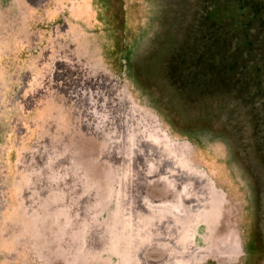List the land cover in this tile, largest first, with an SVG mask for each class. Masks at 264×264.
Masks as SVG:
<instances>
[{"label": "water", "instance_id": "water-1", "mask_svg": "<svg viewBox=\"0 0 264 264\" xmlns=\"http://www.w3.org/2000/svg\"><path fill=\"white\" fill-rule=\"evenodd\" d=\"M88 64L69 70L74 81L66 68L67 81L53 71L52 92L63 99L56 96L46 136L20 165L28 208L2 240L11 248L14 235L30 233L42 264H246V229L236 220L245 203L224 189L220 171L204 166L203 142L158 106L134 104L108 72L92 70L97 62ZM43 94L53 96H30V107Z\"/></svg>", "mask_w": 264, "mask_h": 264}, {"label": "rangeland", "instance_id": "rangeland-1", "mask_svg": "<svg viewBox=\"0 0 264 264\" xmlns=\"http://www.w3.org/2000/svg\"><path fill=\"white\" fill-rule=\"evenodd\" d=\"M88 1L89 9L84 6V0H46L42 6L40 0L36 6H29V10L24 4L26 0H0V86L5 87V106L0 113V264L43 263L37 260L30 246V233L14 235L11 248L10 242L2 239L6 228L20 219V207L21 212H27L28 208L23 197L29 181L26 173L19 170L20 165L26 166L24 162L32 159L36 146L46 136L56 96L63 99L52 92L53 71L62 75L66 68L74 81L77 76L69 70L78 71L90 59L97 62V68L92 70L108 72L134 104L144 109L158 106L177 128L189 131L191 137L203 142V157L199 156L200 150L196 157L201 158L208 171H220L225 180H222L224 189L245 203L236 220L240 228L243 225L246 229L245 238L243 231L241 238L249 249L250 259L246 264H264V166L252 151L251 142H245L244 112L232 108L231 101L221 95L199 96L194 100L184 92L174 71L183 74V83L189 89L208 86L207 61L199 65L192 61L199 58L203 45L208 46L207 38L221 26L207 20V14L215 6L222 9L224 4L218 6L211 0ZM223 13L227 15L228 9ZM64 17L68 27L65 31ZM229 28L234 29L232 25ZM28 40L29 50L18 47ZM216 45L222 50L221 40ZM64 50L67 54L58 58ZM181 59L187 66L176 65ZM57 62L60 67L55 68ZM66 72L62 75L65 81ZM41 91L53 96L43 94L44 99L37 97L30 107L27 100ZM64 115V120H69L71 111L68 109ZM67 125L68 121L64 130ZM9 128L11 132L7 135ZM232 134L237 139L235 142ZM21 220L26 223L25 219Z\"/></svg>", "mask_w": 264, "mask_h": 264}, {"label": "trees", "instance_id": "trees-1", "mask_svg": "<svg viewBox=\"0 0 264 264\" xmlns=\"http://www.w3.org/2000/svg\"><path fill=\"white\" fill-rule=\"evenodd\" d=\"M211 1L218 6L223 3L224 7L218 9L215 6L206 19L221 26L207 38L208 46L204 48L203 45L199 58L191 60L195 65L207 61L209 84L202 89H189L183 83V74L174 70L179 76L177 81L194 100L199 96L212 98L221 95L231 101L232 108L241 109L245 119L244 133L247 135L245 142H251L252 151L264 166V0ZM225 8L228 9L227 15L223 13ZM231 25L234 29H228ZM220 40L222 50L216 47ZM213 47L215 50L211 51ZM206 55H209L207 59ZM185 64L181 59L176 65ZM232 140H237L234 134Z\"/></svg>", "mask_w": 264, "mask_h": 264}, {"label": "flooded vegetation", "instance_id": "flooded-vegetation-1", "mask_svg": "<svg viewBox=\"0 0 264 264\" xmlns=\"http://www.w3.org/2000/svg\"><path fill=\"white\" fill-rule=\"evenodd\" d=\"M25 4V6L30 10V5H27V4H29V2H27V4L26 3H24ZM39 6V5H38ZM84 6L86 7V8H90V4H89V1L88 0H84ZM60 10V9H59ZM91 13H92V11L93 10H89ZM66 17V16H65ZM65 17L63 18V31H65L66 29H68V27H67V21L65 20ZM90 17V16H89ZM65 26H66V29H65ZM29 39H30V36H29ZM21 47L22 49H26V50H29L30 49V40H28V41H23L22 43H20L19 45H18V47Z\"/></svg>", "mask_w": 264, "mask_h": 264}]
</instances>
